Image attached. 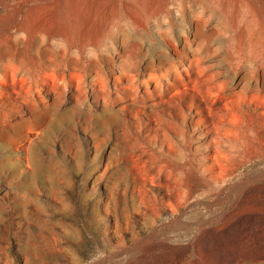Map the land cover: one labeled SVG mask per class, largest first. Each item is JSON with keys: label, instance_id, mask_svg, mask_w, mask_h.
I'll list each match as a JSON object with an SVG mask.
<instances>
[{"label": "rangeland", "instance_id": "374dc122", "mask_svg": "<svg viewBox=\"0 0 264 264\" xmlns=\"http://www.w3.org/2000/svg\"><path fill=\"white\" fill-rule=\"evenodd\" d=\"M202 1L0 0V264H264V0Z\"/></svg>", "mask_w": 264, "mask_h": 264}, {"label": "bare ground", "instance_id": "6f19581e", "mask_svg": "<svg viewBox=\"0 0 264 264\" xmlns=\"http://www.w3.org/2000/svg\"><path fill=\"white\" fill-rule=\"evenodd\" d=\"M190 4H200V5H204L202 0H198V1H193V0H167L166 2V13L170 14V8H168L169 5H176L179 10L184 11L187 7V5Z\"/></svg>", "mask_w": 264, "mask_h": 264}]
</instances>
